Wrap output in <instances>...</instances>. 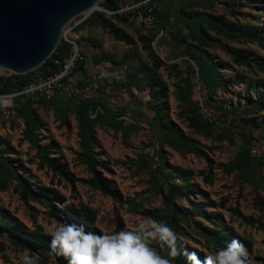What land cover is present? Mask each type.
I'll return each mask as SVG.
<instances>
[{
    "label": "rangeland",
    "instance_id": "374dc122",
    "mask_svg": "<svg viewBox=\"0 0 264 264\" xmlns=\"http://www.w3.org/2000/svg\"><path fill=\"white\" fill-rule=\"evenodd\" d=\"M155 3L156 29L109 14L105 2L75 18L73 24L104 19L75 30L83 50L81 81L54 98H30L31 128L18 111L14 118L0 115V219L25 230L37 246L41 239L51 242L45 228L53 220L99 234L151 216L185 238L181 251H196L201 260L235 238L253 264H264V0ZM203 14L212 22L195 38L190 26ZM188 46L218 66L216 88L200 78ZM181 88L193 89L186 104L178 100ZM19 101L22 106L26 98ZM88 102L95 138L91 163L83 157L78 119ZM191 108L212 124L209 131L190 126ZM245 152L254 162L245 171L233 169ZM1 156L23 182L3 176ZM164 176L177 192L176 205L191 216L180 227L160 191ZM96 179L112 194L95 187ZM27 187L33 195H25ZM24 250L0 235V264H21ZM49 252L31 254L39 264H63Z\"/></svg>",
    "mask_w": 264,
    "mask_h": 264
},
{
    "label": "clouds",
    "instance_id": "9594fccd",
    "mask_svg": "<svg viewBox=\"0 0 264 264\" xmlns=\"http://www.w3.org/2000/svg\"><path fill=\"white\" fill-rule=\"evenodd\" d=\"M45 234L51 237L49 254L63 257L68 264H173L180 255L186 257L187 264H253L248 249L235 238L225 247L206 253L203 260L196 251L186 247L181 251L179 243L185 238L151 216L132 228L99 234L86 231L83 225L53 220ZM20 260L21 264H39V257L28 249Z\"/></svg>",
    "mask_w": 264,
    "mask_h": 264
},
{
    "label": "trees",
    "instance_id": "16d2710c",
    "mask_svg": "<svg viewBox=\"0 0 264 264\" xmlns=\"http://www.w3.org/2000/svg\"><path fill=\"white\" fill-rule=\"evenodd\" d=\"M125 0H109V4L105 3L104 6L107 10H117L121 7L122 3H124ZM155 2V0H154ZM157 18L158 17V12L156 11ZM117 18H121L127 23H133L129 22L130 18L129 17H122V16H116ZM102 20V21H101ZM101 20L95 22L93 21L92 18L85 20L82 22L79 26L81 28L85 26H90L92 24H101L104 22V19L101 18ZM160 21V20H159ZM212 22V17L207 14L199 15L197 16V20L194 22L192 26H190L191 30V36L195 38H199L200 34L204 33V25L205 24H210ZM160 25V22H159ZM156 29V28H153ZM236 35H244L242 32H237ZM250 37H256L258 36L256 34H249ZM183 43H186L184 41ZM193 46H188L186 48V53L189 55V58L193 59L196 64L199 67V73H200V78L203 79L206 83V85L210 88H216L220 84V72L218 70V66L213 62L210 61L207 58H204L202 56L198 57L194 54L193 52ZM69 50L68 44H66L64 41H61L54 52V54L47 60L46 64L44 67L39 68L38 70L42 71V76H49L55 72L59 71V65L56 64V60H63L64 57L67 55ZM84 67V64L80 65V69L82 70ZM33 75H37L35 73H30L27 75H20L17 77H5L0 75V94L4 93H10L15 90H20L29 80V78ZM56 97V96H55ZM193 97V89L190 88H181L179 93H178V100L182 104H186L191 101V98ZM264 98V94L262 95ZM260 97L257 100V104L259 107H263V98ZM22 98H26L25 104L22 106L20 105V101ZM32 97H21L19 98V102L17 101V111L19 115H23V117L26 118V123L28 128H31L32 126V121H34L33 116L31 115V108L33 104L35 103L32 99ZM44 98V97H43ZM54 98V97H53ZM46 100V98L42 99ZM90 103H86L81 110L78 112V119H79V129H80V136H81V146L83 148V157L87 160V163H91L93 160V152H94V147H95V138L93 136L94 131H93V120L90 118ZM189 111H191V116L189 117V122L190 126L198 131H209L211 127V123L208 122L207 120L203 119L201 115L198 112L197 108H191ZM168 135L174 136L176 132L170 128ZM33 144H37V141L33 140ZM39 148H41L38 145ZM46 152V151H44ZM3 158V156H1ZM254 157L251 156V153L245 152L242 154H239L236 156L235 160L232 163V168L233 169H238L241 171H245L249 168L250 164L254 162ZM2 163L5 165V170L3 172V176L8 178L9 180L14 178L20 182L22 181V177H20L15 170L10 168L9 160L6 159H1ZM47 164L53 168L56 166L54 163L45 156V159ZM165 166V164H164ZM165 181L160 185V191L163 194L164 199L174 207L172 208L171 212V218L172 220L177 224L178 227L181 225L182 220H189L190 219V214L188 212H183L181 208H179L175 201L177 198V192L174 190V188L168 186V183L170 181V178L164 176ZM24 184V183H22ZM93 185L95 187H98L99 189L103 190L105 194H112L101 182L100 180L96 179L93 182ZM31 194L33 195V192L31 189L28 187L26 188L25 195ZM58 219H60L58 217ZM197 227H201L200 225H197ZM0 235H6L7 237L11 238L15 243H18L22 245L25 249L30 250V252H38L41 249H45L47 251H50V241L47 239H41L38 241L36 244L37 246L32 245L29 241V238L32 236L28 233L25 232V230H17L14 226L9 224L8 222H4L3 216L0 219ZM214 241H219L220 240L215 237L211 236ZM223 246H226V244H222ZM198 255V254H197ZM199 256V255H198ZM59 261H61L63 264H68L67 260L64 259L63 257H58L56 256ZM200 259H202L199 256ZM177 264H187V259L185 256L180 255L174 260Z\"/></svg>",
    "mask_w": 264,
    "mask_h": 264
},
{
    "label": "water",
    "instance_id": "95a60500",
    "mask_svg": "<svg viewBox=\"0 0 264 264\" xmlns=\"http://www.w3.org/2000/svg\"><path fill=\"white\" fill-rule=\"evenodd\" d=\"M102 1L0 0V69L17 77L44 67L67 25Z\"/></svg>",
    "mask_w": 264,
    "mask_h": 264
},
{
    "label": "built area",
    "instance_id": "2783aa9c",
    "mask_svg": "<svg viewBox=\"0 0 264 264\" xmlns=\"http://www.w3.org/2000/svg\"><path fill=\"white\" fill-rule=\"evenodd\" d=\"M105 11L115 17H129V22H139L148 29L159 27L154 0H125L119 9ZM80 24L81 22L73 24L72 21L63 31L62 41L68 44L69 50L63 60H56L59 71L49 76L33 75L20 90L0 94V115L14 118L17 114V101L21 97L39 96L51 99L63 94L69 85L81 81L80 65L83 62V50L79 42L80 38L75 33ZM1 71L6 72L0 69Z\"/></svg>",
    "mask_w": 264,
    "mask_h": 264
},
{
    "label": "bare ground",
    "instance_id": "6f19581e",
    "mask_svg": "<svg viewBox=\"0 0 264 264\" xmlns=\"http://www.w3.org/2000/svg\"><path fill=\"white\" fill-rule=\"evenodd\" d=\"M103 2V1H102ZM102 2H100V3H102ZM99 3V4H100ZM99 4L98 5H96V6H94L93 8H91L90 10H88L87 12H85V13H90V12H92V11H95V10H98V9H100V7H99ZM84 13V14H85ZM83 15V14H82Z\"/></svg>",
    "mask_w": 264,
    "mask_h": 264
},
{
    "label": "crops",
    "instance_id": "0c3cea01",
    "mask_svg": "<svg viewBox=\"0 0 264 264\" xmlns=\"http://www.w3.org/2000/svg\"><path fill=\"white\" fill-rule=\"evenodd\" d=\"M82 73V72H81Z\"/></svg>",
    "mask_w": 264,
    "mask_h": 264
}]
</instances>
